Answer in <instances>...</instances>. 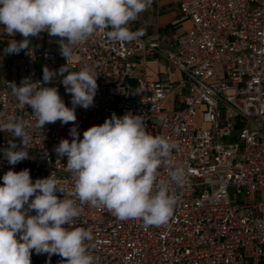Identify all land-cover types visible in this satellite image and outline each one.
Listing matches in <instances>:
<instances>
[{
    "label": "built area",
    "instance_id": "built-area-1",
    "mask_svg": "<svg viewBox=\"0 0 264 264\" xmlns=\"http://www.w3.org/2000/svg\"><path fill=\"white\" fill-rule=\"evenodd\" d=\"M153 1L158 16V0ZM171 2L191 24L173 49L165 47L159 31L121 42L107 35L109 28L75 46L67 61L59 44L41 53L29 48L32 56L28 50L15 58L0 55V72L14 74L0 77V120L18 117L30 134V159L10 165L0 151V172L27 168L33 182L53 172L62 192H74L67 157L58 159L54 151L61 139L71 141L73 124L37 128L31 107L19 103L9 82L42 81L39 64L42 73L44 66L58 70L66 64L69 72L90 66L98 74V90L93 106L76 107L80 139L112 113L131 112L142 117L146 131L174 145L168 163L158 169V180L168 182L175 200L165 224L121 220L105 207L68 196L80 208L71 227L91 232L85 244L94 264H259L264 262V0ZM138 18L129 22L132 31L139 30ZM161 60L163 78L148 80L147 64ZM62 79L57 74L45 86L57 87L71 108ZM170 96L181 99L172 110L165 106ZM9 139L19 146V138L0 132V150ZM176 168L183 171L181 183L169 176ZM31 260L63 264L58 255L49 259L34 250Z\"/></svg>",
    "mask_w": 264,
    "mask_h": 264
},
{
    "label": "clouds",
    "instance_id": "clouds-1",
    "mask_svg": "<svg viewBox=\"0 0 264 264\" xmlns=\"http://www.w3.org/2000/svg\"><path fill=\"white\" fill-rule=\"evenodd\" d=\"M152 0H0V25L9 36L19 33L23 39L10 40L5 55L28 50L32 38L47 32L59 37L60 54L71 58L73 49L99 29H111L107 35L116 41L131 42L143 34L132 31L129 22L147 10ZM31 38V39H30ZM32 56V55H31ZM67 73V75H65ZM71 95L66 106L58 88L51 85L55 75ZM98 74L84 66L69 72L66 64L58 70L43 67V80L21 79L9 87L20 104L30 106L36 127L59 121L73 124L71 141L61 139L54 147L58 159L67 157L66 169L73 174L74 192L65 194L52 172L33 182L29 169L8 170L0 185V264H32L31 255L55 254L63 264H94L85 244L89 230L71 227L80 215L74 195L81 203L105 207L121 220L141 218L147 225L165 224L172 215L174 198L168 182L158 180V169L168 163L172 143L154 137L140 115L131 112L118 117L112 113L102 125L83 132L80 139L75 122L76 107L88 109L98 90ZM25 122L15 116L0 120V132L11 133L8 146L0 151L10 165L30 159V134ZM183 171L169 172L172 181L181 183ZM64 194L63 199L57 192ZM31 198V199H30ZM27 205V207H25ZM35 211V215L30 212ZM19 236V238H17Z\"/></svg>",
    "mask_w": 264,
    "mask_h": 264
},
{
    "label": "crops",
    "instance_id": "crops-1",
    "mask_svg": "<svg viewBox=\"0 0 264 264\" xmlns=\"http://www.w3.org/2000/svg\"><path fill=\"white\" fill-rule=\"evenodd\" d=\"M158 4V16H156L154 8L155 3L152 0L151 5L147 8V10L139 15V18L136 21V25L139 27V30H142V35H149L155 31H159L163 38L162 41L165 47L167 49H173L176 45L177 37L173 34L171 35V32H173L175 30V27L178 25L181 19V15L177 6L173 4L171 0H158ZM12 39L19 41L23 39V37L19 33H17L14 37L9 36L3 31V26L0 25V55L5 56L6 58H15L20 56L22 51L18 55H5L3 52L4 48L7 46V43ZM58 40L59 37H51L47 32H42L39 37L32 38L29 48H32L37 53H41L57 46ZM140 67L141 65H138V68ZM49 68L52 69L51 66H49ZM164 68L165 63L162 60L159 62V64H147L146 71L148 80H161L163 78ZM41 70V65L39 64L37 67V75L43 78V73L41 72ZM13 76L14 74L11 71L0 72V77L4 79H9ZM176 101H181V99L176 98L175 96H170L166 100L165 106L167 107V104L170 105L171 109L169 110H172L175 107Z\"/></svg>",
    "mask_w": 264,
    "mask_h": 264
},
{
    "label": "rangeland",
    "instance_id": "rangeland-1",
    "mask_svg": "<svg viewBox=\"0 0 264 264\" xmlns=\"http://www.w3.org/2000/svg\"><path fill=\"white\" fill-rule=\"evenodd\" d=\"M181 15V14H180ZM180 17V16H179ZM191 28L190 21L188 19H184L181 15V19L178 23V25L175 27V30L171 32V35H175L178 37L179 35L183 34L184 32L188 31ZM168 109H171L170 105L167 104ZM264 199V195L262 196ZM31 215H35L34 212H30ZM247 264H250L249 262ZM259 264H264V262H260Z\"/></svg>",
    "mask_w": 264,
    "mask_h": 264
},
{
    "label": "trees",
    "instance_id": "trees-1",
    "mask_svg": "<svg viewBox=\"0 0 264 264\" xmlns=\"http://www.w3.org/2000/svg\"><path fill=\"white\" fill-rule=\"evenodd\" d=\"M5 173H6V172H0V185H2V183H3L2 177H3V175H4Z\"/></svg>",
    "mask_w": 264,
    "mask_h": 264
}]
</instances>
